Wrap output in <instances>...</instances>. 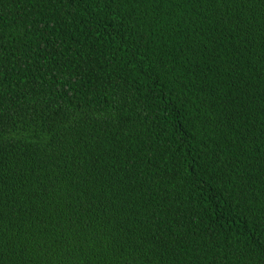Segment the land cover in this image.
<instances>
[{
	"label": "trees",
	"instance_id": "16d2710c",
	"mask_svg": "<svg viewBox=\"0 0 264 264\" xmlns=\"http://www.w3.org/2000/svg\"><path fill=\"white\" fill-rule=\"evenodd\" d=\"M0 264H264V0H0Z\"/></svg>",
	"mask_w": 264,
	"mask_h": 264
},
{
	"label": "bare ground",
	"instance_id": "6f19581e",
	"mask_svg": "<svg viewBox=\"0 0 264 264\" xmlns=\"http://www.w3.org/2000/svg\"><path fill=\"white\" fill-rule=\"evenodd\" d=\"M34 143V142H33Z\"/></svg>",
	"mask_w": 264,
	"mask_h": 264
}]
</instances>
